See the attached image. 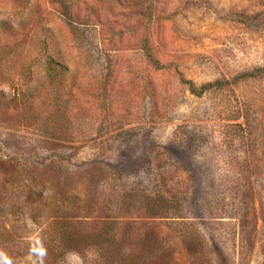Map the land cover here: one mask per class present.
I'll use <instances>...</instances> for the list:
<instances>
[{
  "label": "rangeland",
  "instance_id": "rangeland-1",
  "mask_svg": "<svg viewBox=\"0 0 264 264\" xmlns=\"http://www.w3.org/2000/svg\"><path fill=\"white\" fill-rule=\"evenodd\" d=\"M72 217L264 264V0H0V264H104Z\"/></svg>",
  "mask_w": 264,
  "mask_h": 264
},
{
  "label": "trees",
  "instance_id": "trees-1",
  "mask_svg": "<svg viewBox=\"0 0 264 264\" xmlns=\"http://www.w3.org/2000/svg\"><path fill=\"white\" fill-rule=\"evenodd\" d=\"M50 63L55 65L59 69H63L67 72V68L60 63L54 62L52 58H49ZM204 91V90H203ZM17 92L14 91V96ZM68 222L65 223V229H60V234L58 238L60 243L68 247H97L99 249L104 248L106 251H102L100 256L105 260L104 264H134V261L125 255L122 251L123 246L116 234V224H104L101 228H94L90 231V234L82 232L79 225H84V221H79V218H70ZM77 220V221H76ZM101 251V250H100ZM192 250L191 258L195 259L199 255ZM200 260V259H199Z\"/></svg>",
  "mask_w": 264,
  "mask_h": 264
}]
</instances>
